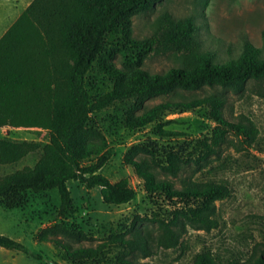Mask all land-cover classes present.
Here are the masks:
<instances>
[{"label": "trees", "instance_id": "obj_1", "mask_svg": "<svg viewBox=\"0 0 264 264\" xmlns=\"http://www.w3.org/2000/svg\"><path fill=\"white\" fill-rule=\"evenodd\" d=\"M157 1L31 0L0 37V128H37L48 132L44 144L0 137L1 165L17 162L41 148L33 165L0 174V204L19 207L25 204L28 193L56 189L60 200L57 215L61 220L42 227L35 240L61 248L63 258L72 264L104 258L112 245L122 248L116 256L119 264H139L130 255L134 248L144 256L150 255L146 238L138 232L130 238L111 234L96 246L78 244L88 238L87 234L66 221L74 211L69 180H77L87 189L98 187L103 202L108 204L127 203L136 196L127 178L112 182L99 172L111 150L94 124L93 112L123 103L125 127L139 130L158 121L165 111L183 112L208 106L216 125L209 142L203 141L204 155L224 142L228 132L249 143L257 135L251 120H227L222 113L224 101L217 96L169 98L144 108L146 100L178 89L221 85L241 92L250 80L259 84L258 93L264 97V29L261 46L244 41L237 55L225 59L200 48L198 26L193 18H176L168 11L153 20L152 37H133L132 17L151 10ZM156 41L181 50V62L156 73L143 68L142 63ZM117 54L123 67L114 63ZM93 67L111 82V87L97 98H92L86 87L87 73ZM156 133L177 134L159 122ZM141 153L153 155L145 143H137L125 152L124 161L133 166L146 192H163L182 204L174 208L169 221H159L163 230L159 245L175 246L179 235L172 226L188 224L206 230L217 226L215 202L229 196L227 184L186 181L182 187L173 188L169 181L156 177L148 161L136 159ZM91 158L95 161L84 163ZM180 167L179 157L168 153L165 169L175 175ZM0 246L27 252L22 243L4 234H0ZM191 264H264V248L243 258L224 260L203 249L195 254Z\"/></svg>", "mask_w": 264, "mask_h": 264}, {"label": "rangeland", "instance_id": "obj_2", "mask_svg": "<svg viewBox=\"0 0 264 264\" xmlns=\"http://www.w3.org/2000/svg\"><path fill=\"white\" fill-rule=\"evenodd\" d=\"M26 1L29 0H0V31L23 10ZM163 11L176 18H193L198 26L200 48L214 51L220 59L237 55L244 41L254 46L262 44L264 0H159L151 10L132 17V36L138 39L152 37L153 20ZM182 56L181 50L156 41L142 66L156 73L178 65ZM121 59L120 54L114 58L117 67H123ZM258 86L256 81L250 80L241 92H237L221 85H206L196 90L178 89L146 100L144 108L169 98L217 96L224 101L222 113L227 120L249 119L255 124L257 135L253 143L228 132L226 140L213 146L214 151L208 155H204L203 141L209 142L216 125L208 106L183 112L165 111L158 121L139 130L125 127L123 103L93 112L94 124L106 137L111 150L110 158L99 172L112 182L127 178L136 190V196L127 203L108 204L103 202L98 187L87 189L77 180H69L67 185L74 211L66 221L81 228L88 236L78 244L96 246L111 234H124L130 238L138 232L146 238L150 248L148 256L140 249L132 250L130 255L139 264H191L195 254L203 249L211 250L222 260L235 256L243 258L264 248V97L259 95ZM86 87L92 98H97L111 87V82L107 75L93 67L87 73ZM158 122L177 134L159 135L156 133ZM3 136L12 140H35L41 144L48 141V132L37 128H0V137ZM137 143H145L153 155L141 153L136 159L148 161L156 177L169 181L173 188L182 187L186 181L228 185L229 196L215 202L216 227L206 230L188 224L172 226L179 235L175 246L158 244L163 235L159 221H169L174 208L182 204L169 199L163 192H146L133 166L124 161L125 152ZM170 152L180 159L181 167L175 175L165 169ZM40 154L41 148L17 162L0 164V174L33 165ZM92 161L95 159L84 163ZM59 202L57 190L50 189L28 193L25 204L19 207L0 204V234L19 241L27 249L24 252L0 246V264H72L63 258L61 248L51 242L35 240V234L42 227L61 220L57 215ZM120 250V246L112 245L104 258L86 264H119L116 256Z\"/></svg>", "mask_w": 264, "mask_h": 264}, {"label": "crops", "instance_id": "obj_3", "mask_svg": "<svg viewBox=\"0 0 264 264\" xmlns=\"http://www.w3.org/2000/svg\"><path fill=\"white\" fill-rule=\"evenodd\" d=\"M30 1L31 0H29V1H26V3H25V6H24V8L30 3ZM23 8V9H24ZM21 13V12H20ZM20 13H18L17 15H15L14 17H13V19L0 31V37L2 36V34L5 32V30L12 24V22L18 17V15L20 14Z\"/></svg>", "mask_w": 264, "mask_h": 264}]
</instances>
